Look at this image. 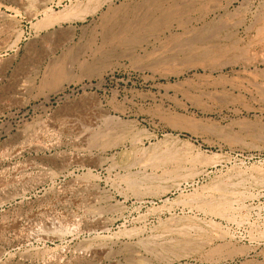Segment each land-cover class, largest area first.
Segmentation results:
<instances>
[{
	"label": "rangeland",
	"instance_id": "374dc122",
	"mask_svg": "<svg viewBox=\"0 0 264 264\" xmlns=\"http://www.w3.org/2000/svg\"><path fill=\"white\" fill-rule=\"evenodd\" d=\"M146 1L0 0V264H264V0Z\"/></svg>",
	"mask_w": 264,
	"mask_h": 264
},
{
	"label": "bare ground",
	"instance_id": "6f19581e",
	"mask_svg": "<svg viewBox=\"0 0 264 264\" xmlns=\"http://www.w3.org/2000/svg\"><path fill=\"white\" fill-rule=\"evenodd\" d=\"M161 0H147L146 1V3H144L143 4V9H144V11H143V13L142 14H139V15H136V16H134V17H130V18H128V19H121V18H119L118 17V15H116V13L115 14H113L114 16H113V18L111 17V19H109V18H105V20L103 21V25H102V27H101V30H102V33H104V38H105V40H113V42L115 41L116 43H118V41H120L121 43L123 42V41H125V43H127L126 41L131 37V36H133L135 33H137V31H139V29H141L142 30V28L144 29L145 27H153L154 25H153V23H154V20H156V19H154L155 17L157 18V16H155L154 15V18H152L151 17V15L149 16V13H150V11H156V10H158V9H160L161 8V2H160ZM166 1V0H165ZM165 1H163V2H165ZM168 1V0H167ZM217 1H224V2H230L231 0H217ZM144 2V1H143ZM170 2H171V0H170ZM216 2V1H215ZM165 3H167V2H165ZM173 3V2H172ZM175 3V2H174ZM201 3V2H200ZM142 4V3H141ZM163 4V3H162ZM168 4V3H167ZM226 4V3H225ZM229 4V3H228ZM139 5H140V3H139ZM170 6H171V4H169ZM169 5H167V6H169ZM132 6V5H131ZM135 6V5H134ZM166 6V7H167ZM226 6V5H225ZM137 7V6H136ZM223 7V6H222ZM227 7V6H226ZM130 8V7H129ZM135 8V7H134ZM141 8V7H140ZM224 8V7H223ZM71 9V8H70ZM128 9V8H127ZM132 9V8H131ZM136 9V8H135ZM164 9L166 10L167 8H165L164 7ZM133 10V9H132ZM137 10H140V9H137ZM137 10L135 11V12H137ZM164 10V11H165ZM126 11V10H125ZM83 12H85V11H83ZM83 12H80V13H76L75 11H73V10H70V11H68V10H63V11H57V13L55 14L54 13V15L53 16H45V17H43V18H41L38 22H37V24H36V26L38 27V26H40V27H46V26H49V25H52V24H54V23H58V22H60V21H64L65 19H68V18H71V17H81V13H83ZM130 13V12H129ZM132 13H134V12H132ZM140 13V12H139ZM155 13V12H154ZM163 13V12H162ZM117 14H120V13H117ZM128 14V13H127ZM138 14V13H137ZM156 14V13H155ZM132 14L130 13V15L129 16H131ZM134 15H135V13H134ZM125 16H126V14H125ZM159 16H161L160 15V12H159ZM109 17V16H108ZM119 19H118V18ZM128 17V16H127ZM257 17V16H256ZM159 18V17H158ZM121 19V20H120ZM154 19V20H153ZM255 19H257L256 20V22H255V24L257 25V27L255 28L256 30H254V31H257L256 33L258 34V43L264 48V17H263V15H262V17H259V18H255ZM254 19V20H255ZM160 21V20H159ZM156 25H157V23H156ZM251 28L252 27V25L251 26H248V28ZM247 28V29H248ZM145 29H147V28H145ZM150 29V28H149ZM252 29V28H251ZM250 29V30H251ZM140 30V31H141ZM253 31V30H252ZM101 32V31H100ZM144 32V31H143ZM101 33V34H102ZM145 33V32H144ZM254 34H255V32H254ZM99 36V35H98ZM255 37V36H254ZM100 38V37H99ZM132 38V37H131ZM138 38V37H137ZM253 38V37H252ZM101 39V38H100ZM135 39V38H134ZM255 39V38H254ZM253 39V40H254ZM257 39V38H256ZM131 40V39H130ZM129 40V41H130ZM252 40V41H253ZM104 40H103V37H102V42H103ZM101 43V42H100ZM120 43V44H121ZM125 43H122V45H124ZM248 43V42H247ZM252 43V42H251ZM257 43V44H258ZM108 44V43H107ZM115 44V43H114ZM119 44V43H118ZM256 44V45H257ZM102 45V44H101ZM104 45V44H103ZM248 45V44H247ZM249 46V45H248ZM251 46H253V45H251ZM258 46V45H257ZM256 47V46H255ZM235 48V47H234ZM250 48V47H249ZM258 48H260V47H258ZM234 50V49H233ZM238 50V49H237ZM245 50H250V49H245ZM240 51H242V50H240ZM231 52V51H230ZM264 52V51H263ZM244 52H242V54H243ZM247 53V52H246ZM249 53H252L251 51L249 52ZM262 53V52H261ZM255 54V53H254ZM260 54V53H259ZM256 55V54H255ZM247 56V55H246ZM251 56H253V55H251ZM241 57V56H240ZM243 57V56H242ZM260 57H262V56H260ZM259 57V58H260ZM247 58H251V57H247ZM257 58H258V56H257ZM264 58V57H263ZM262 59V58H261ZM245 60V59H244ZM246 60H248V59H246ZM245 60V61H246ZM250 60H253V58H251ZM249 60V61H250ZM255 61H257L256 59H254ZM253 60V61H254ZM263 60V59H262ZM260 62V61H259ZM246 63V62H245ZM93 64V63H92ZM96 64V63H95ZM103 64V63H102ZM247 64V63H246ZM258 64V63H257ZM257 64H255L256 66H257ZM261 64H264V63H261ZM91 65V64H90ZM89 65V66H90ZM85 66H87V65H85ZM96 66H98L97 64H96ZM95 65L94 66H92V67H96ZM91 67V68H92ZM258 67V66H257ZM84 68V67H83ZM101 68H104V67H101ZM57 69H59V68H57ZM89 69V68H88ZM87 69V70H88ZM245 69V68H244ZM60 70H58V72H59ZM62 71V70H61ZM85 71H86V68H85ZM94 71H96V70H94ZM88 72H90V71H88ZM93 72V71H92ZM98 73H100V72H98ZM57 74V73H56ZM55 74V75H56ZM63 74V73H62ZM62 74H60L59 76L61 77L62 76ZM53 75H54V73H53ZM212 75V74H211ZM57 76H58V74H57ZM56 76V77H57ZM52 79V78H51ZM59 79H62V78H58L57 80H59ZM228 79V78H227ZM227 79H225V78H223V77H218V78H211V76L210 75H208V76H204V78H198V80L197 81H195V83H194V85H193V87H192V89L190 90V91H186V92H184V94L187 96V98H188V100H190L191 102V105H193V106H195V104L197 105V103H195L196 102V100H195V98L197 99H199V98H201V97H209L210 96V94L209 93H211V87L212 86H218L219 84H223V85H225V84H227V85H229V87L231 88V90H237L238 91V94L239 95H241V88H243L241 85H239L238 83H237V81H236V83H234V82H231L230 81V79L229 80H227ZM232 79H234L233 77H232ZM56 80V81H57ZM103 80V79H102ZM56 81H54V83L56 82ZM193 81V80H192ZM239 81H242V80H239ZM238 81V82H239ZM53 82V81H52ZM62 82H63V80H62ZM58 83V82H57ZM241 83V82H240ZM53 84V83H52ZM59 85H60V83H59ZM58 85V86H59ZM55 86H56V83H55ZM62 86V85H61ZM60 88V87H59ZM214 89H216V88H214ZM183 93V92H182ZM239 95H237V96H239ZM211 98V97H210ZM191 131H193V130H191ZM102 133V132H101ZM96 137V136H95ZM92 138H94V137H92ZM102 146H106V145H108V142H103L102 144H101ZM224 193V192H223ZM224 195H226V194H224ZM221 196V195H220ZM226 197H227V195H226ZM229 197V196H228ZM223 198H224V196H223ZM229 198H231V197H229ZM228 198V199H229ZM224 200V199H223ZM230 201H232V199H230ZM212 202V201H211ZM218 203V202H217ZM217 203H216V205H217ZM212 204V203H211ZM211 204H209V206L211 205ZM219 205L221 204V203H218ZM225 205V204H224ZM226 205H227V202H226ZM214 206H215V204H214ZM221 206H222V204H221ZM220 207V206H219ZM224 207V206H223ZM223 207H221L222 209H223ZM210 208V207H209ZM212 208V207H211ZM215 209V208H214ZM218 209V207L215 209V210H217ZM212 211V210H211ZM215 212H217V211H215ZM219 212V211H218ZM221 212V214H222V211H220ZM224 213V212H223Z\"/></svg>",
	"mask_w": 264,
	"mask_h": 264
}]
</instances>
